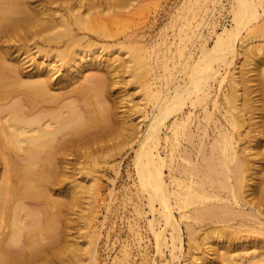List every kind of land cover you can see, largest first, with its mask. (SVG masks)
<instances>
[{
    "label": "bare ground",
    "instance_id": "bare-ground-1",
    "mask_svg": "<svg viewBox=\"0 0 264 264\" xmlns=\"http://www.w3.org/2000/svg\"><path fill=\"white\" fill-rule=\"evenodd\" d=\"M32 1L44 0H0V264H25L60 242L65 206L76 204L79 191L73 182L78 151L114 128L98 98L106 95L104 70L112 58L80 47L94 28L95 0H64L78 1L64 13ZM231 11L230 26L212 47L203 42L198 58L180 48L188 80L164 94L156 90L146 130L135 121L120 126L123 141L138 138L134 164L154 214V264L180 258L185 264H245L247 255L248 264H264V41L258 50L248 45L254 37L242 38L254 73H233L222 116L212 128L193 127L198 105L210 98L243 30L264 29L261 0H234ZM35 47L53 60L31 63ZM131 59L144 63L137 52ZM102 116L107 128L93 130ZM64 176L71 178L68 202L57 192ZM240 245L251 250L242 252Z\"/></svg>",
    "mask_w": 264,
    "mask_h": 264
},
{
    "label": "rangeland",
    "instance_id": "rangeland-1",
    "mask_svg": "<svg viewBox=\"0 0 264 264\" xmlns=\"http://www.w3.org/2000/svg\"><path fill=\"white\" fill-rule=\"evenodd\" d=\"M232 1L234 0L94 1L91 9L95 13L92 16L94 28L86 32L88 35L80 47H83L81 51L95 53L97 57L112 58L110 70H104L108 73V87H105L106 95L102 97L105 99L102 100L100 96L98 98L100 104L104 103L101 105L111 109L108 108L112 113L109 122L113 123L114 128L107 130L96 143L91 142L92 146L87 143V146L90 144L89 148L84 144L86 147L81 146L78 151L76 168L74 167L76 180L73 182L80 192L76 193L77 201L73 207H69V204L65 206L61 221L62 241L49 245L47 254L27 260L25 264H69L76 259H87L92 264H154L156 238L150 223L154 214L150 210L148 192L138 182L134 164L135 149L138 147L135 142L138 138L123 141L119 134L120 126L131 125L135 121L136 124L140 122L141 127H138L142 132L146 130L156 109V92L160 89L164 94L173 89L177 82L188 80V69L182 63L184 58L180 54V48L192 52L194 58H198L203 42L208 48L212 47L217 34L224 26L232 23ZM261 1L264 5V0ZM32 2L45 7L56 6L60 13H64L65 7L76 1ZM263 20L264 17L258 21L262 23ZM254 29L251 30L252 33L248 28L243 30L242 37L237 40L238 50L230 56L231 63L222 68L223 76L214 82L210 98L198 105L193 122L196 131L199 123H202L201 127L207 125L212 128L215 120L222 116L226 94H230L232 74L241 77L243 74L254 73L246 61L248 46H241L242 38L250 39L252 36L253 41L248 45L258 44L259 47L254 49H260L261 41H264V29ZM32 41L34 46L35 41ZM89 41L93 43L87 45ZM97 44L103 47L97 49ZM134 52L144 60L143 65L131 59ZM29 58L31 63L42 59L48 62L53 60V57L46 55L45 50L39 51L38 47L30 51ZM94 70L96 72L97 68L94 67ZM94 70H88L86 74ZM60 73L61 71L58 74ZM240 87V92H243V85ZM189 108L191 107L188 105L187 109ZM101 118L103 116L99 118V123L95 122L97 124L92 126L93 130L107 128L105 124L108 121ZM182 141L184 145L188 144L184 138ZM250 144L255 145V141L251 140ZM120 145L121 147H117ZM261 151L264 153V147ZM65 168L64 170H69ZM168 170L169 168L166 174L169 173ZM63 178L62 187L57 192L61 190V198L68 202L71 195L65 190L71 185V178ZM240 246L238 247L242 252L251 250ZM169 253L168 251L167 254ZM248 257L249 255L244 259L245 264L249 263ZM185 263L184 258L174 261V264Z\"/></svg>",
    "mask_w": 264,
    "mask_h": 264
}]
</instances>
